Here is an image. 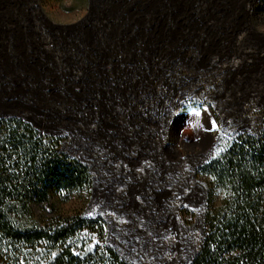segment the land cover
I'll return each instance as SVG.
<instances>
[{
	"label": "rangeland",
	"instance_id": "obj_1",
	"mask_svg": "<svg viewBox=\"0 0 264 264\" xmlns=\"http://www.w3.org/2000/svg\"><path fill=\"white\" fill-rule=\"evenodd\" d=\"M262 1L32 2L25 27L45 72H7L0 58V118L58 138L88 168L87 197L67 208L101 217L129 263L189 264L207 196L199 168L261 128Z\"/></svg>",
	"mask_w": 264,
	"mask_h": 264
},
{
	"label": "trees",
	"instance_id": "obj_2",
	"mask_svg": "<svg viewBox=\"0 0 264 264\" xmlns=\"http://www.w3.org/2000/svg\"><path fill=\"white\" fill-rule=\"evenodd\" d=\"M60 147L20 118H0V264H131L105 243L101 217L67 208L87 197L91 175ZM198 173L207 196L189 264H264V121Z\"/></svg>",
	"mask_w": 264,
	"mask_h": 264
},
{
	"label": "crops",
	"instance_id": "obj_3",
	"mask_svg": "<svg viewBox=\"0 0 264 264\" xmlns=\"http://www.w3.org/2000/svg\"><path fill=\"white\" fill-rule=\"evenodd\" d=\"M59 1L61 0H0V58L4 66L7 67V72L13 66H23L26 68L25 71L29 73L45 72L43 70L44 61L42 60L40 52H38V46L28 42L30 41L31 33L30 29L25 27V23H31L32 2L36 6H40V2L45 5L52 4L55 6ZM24 9H26L27 13H25ZM60 14L62 15L63 13ZM21 15H23V18ZM26 16L28 17L27 21L25 20L23 23ZM19 17L21 20L18 19ZM37 20L39 22L42 21L46 25L49 24L50 31H52L51 29H55L54 26H57L56 23L47 21L42 16L38 17ZM51 34L54 35L53 33ZM63 35H66L65 37L69 36L68 34L62 33L61 36ZM66 62L68 63V61ZM70 65H72V61Z\"/></svg>",
	"mask_w": 264,
	"mask_h": 264
}]
</instances>
